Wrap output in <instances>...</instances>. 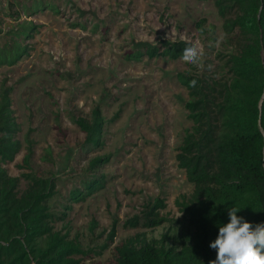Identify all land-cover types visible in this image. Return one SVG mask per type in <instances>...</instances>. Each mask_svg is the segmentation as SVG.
Returning a JSON list of instances; mask_svg holds the SVG:
<instances>
[{
    "label": "rangeland",
    "instance_id": "rangeland-1",
    "mask_svg": "<svg viewBox=\"0 0 264 264\" xmlns=\"http://www.w3.org/2000/svg\"><path fill=\"white\" fill-rule=\"evenodd\" d=\"M23 20L37 26L24 41L31 46L29 55L0 66V91L13 86V109L21 126L22 147L5 165L8 173L56 177V192L47 201L53 226L89 252L83 264L107 263L113 246L136 232L159 238L175 230L170 222L151 229L122 223L156 197L165 201L163 216L179 218L175 199L192 191L175 160L191 124L187 90L176 77L188 66L181 58L128 60L125 53L160 50L163 41L196 43L203 49V67L193 65L189 71L228 78L223 63L231 46L213 1L0 0V46ZM201 20L202 30L197 27ZM95 106L105 118L104 145L91 149L83 145L74 119L89 118ZM28 145L32 155L24 163ZM95 156L109 160L91 171L88 162ZM98 174L107 179L102 189L84 201L69 200L74 188ZM24 186L20 178V189ZM92 219L97 223L93 230ZM113 221L116 236L107 243Z\"/></svg>",
    "mask_w": 264,
    "mask_h": 264
},
{
    "label": "trees",
    "instance_id": "trees-1",
    "mask_svg": "<svg viewBox=\"0 0 264 264\" xmlns=\"http://www.w3.org/2000/svg\"><path fill=\"white\" fill-rule=\"evenodd\" d=\"M212 1L231 46L223 63L229 77L214 79L193 73L189 71L193 65L186 63L188 69L176 75L187 90L185 109L191 124L184 131L175 160L192 183V191L175 199L179 218L161 214L166 204L159 197L125 218L124 227L151 229L170 222L175 230L159 238H148L144 232L127 236L113 246L112 258L105 264H210L216 259V250L209 244L216 239L219 227L229 222L232 207L240 209L236 215L253 226L264 223V0ZM203 23L199 21L197 27L201 29ZM36 28L32 21L23 20L12 29L11 38L0 46V66L14 65L29 55L31 46L25 42ZM190 45L163 41L160 50H133L125 57L177 59ZM192 80L195 87L190 86ZM13 90V86L4 85L0 91V264H83L89 252L53 226L54 214L47 201L56 192V177L31 171L12 176L5 168L22 147ZM74 122L83 133L85 147L104 145L105 118L98 106L92 108L89 118L78 116ZM31 155L28 145L24 163ZM108 160V156H95L88 168L95 171ZM20 178L25 181L23 189ZM106 182L103 174L94 175L81 189L74 188L69 200L84 201ZM96 226L92 219L90 229ZM115 236L113 221L106 242H113Z\"/></svg>",
    "mask_w": 264,
    "mask_h": 264
},
{
    "label": "clouds",
    "instance_id": "clouds-1",
    "mask_svg": "<svg viewBox=\"0 0 264 264\" xmlns=\"http://www.w3.org/2000/svg\"><path fill=\"white\" fill-rule=\"evenodd\" d=\"M203 49L193 43L183 49L182 62L203 67ZM195 87L196 81L189 82ZM240 209L228 211L229 222L219 227L216 239L209 244L216 250L215 261L210 264H264V223L253 226L238 217Z\"/></svg>",
    "mask_w": 264,
    "mask_h": 264
}]
</instances>
